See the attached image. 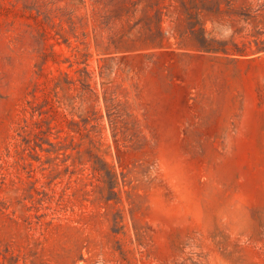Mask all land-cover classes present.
<instances>
[{
	"label": "rangeland",
	"instance_id": "obj_1",
	"mask_svg": "<svg viewBox=\"0 0 264 264\" xmlns=\"http://www.w3.org/2000/svg\"><path fill=\"white\" fill-rule=\"evenodd\" d=\"M0 264H264V0H0Z\"/></svg>",
	"mask_w": 264,
	"mask_h": 264
},
{
	"label": "trees",
	"instance_id": "obj_2",
	"mask_svg": "<svg viewBox=\"0 0 264 264\" xmlns=\"http://www.w3.org/2000/svg\"><path fill=\"white\" fill-rule=\"evenodd\" d=\"M197 48L199 50H202V51H212L214 50L213 49V46L211 44V41L203 38L202 40L199 41L198 45H197ZM99 162L102 164L101 166H98V164L95 162L94 166H93V170L94 172L96 173H103L105 176H107L110 181L112 182V185H113V189L116 188L117 186V176L116 174L114 173V171L111 169L110 165L104 161L103 159L101 158H98ZM113 192V191H112Z\"/></svg>",
	"mask_w": 264,
	"mask_h": 264
}]
</instances>
